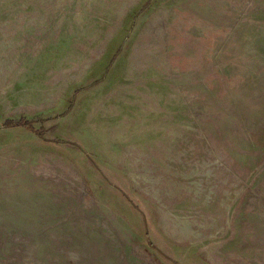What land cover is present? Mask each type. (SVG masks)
Returning a JSON list of instances; mask_svg holds the SVG:
<instances>
[{
	"label": "rangeland",
	"instance_id": "obj_1",
	"mask_svg": "<svg viewBox=\"0 0 264 264\" xmlns=\"http://www.w3.org/2000/svg\"><path fill=\"white\" fill-rule=\"evenodd\" d=\"M0 264H264V0H0Z\"/></svg>",
	"mask_w": 264,
	"mask_h": 264
},
{
	"label": "trees",
	"instance_id": "obj_2",
	"mask_svg": "<svg viewBox=\"0 0 264 264\" xmlns=\"http://www.w3.org/2000/svg\"><path fill=\"white\" fill-rule=\"evenodd\" d=\"M19 123V122H18ZM22 125L21 126H23V128H26V129H28V130H30V131H34V129L30 126V124L29 123H21ZM19 124H14V123H12V122H7L4 126L5 127H16V126H18Z\"/></svg>",
	"mask_w": 264,
	"mask_h": 264
},
{
	"label": "bare ground",
	"instance_id": "obj_3",
	"mask_svg": "<svg viewBox=\"0 0 264 264\" xmlns=\"http://www.w3.org/2000/svg\"><path fill=\"white\" fill-rule=\"evenodd\" d=\"M144 55H145V54H144ZM172 55H173V54H172ZM146 56H147V55H146ZM139 68H140V66H139ZM151 68H152V67H150V69H151ZM139 71H140V70H139ZM139 71H138V72H139ZM152 71H154V70H152ZM134 72H136V71H134ZM138 72H137V73H138ZM151 73H155V72H151ZM156 73H157V72H156ZM148 74H149V73H148ZM151 75H152V74H151ZM153 75H155V74H153ZM136 76H137V75H136ZM132 77H133V76H132ZM132 77H131V78H132ZM138 78H139V77H138ZM122 84H123V83H122ZM131 89H132V88H131ZM133 89H134V88H133ZM135 89H136V88H135ZM138 103H139V102H138ZM141 104H142V103H141ZM132 114H133V113H132Z\"/></svg>",
	"mask_w": 264,
	"mask_h": 264
}]
</instances>
